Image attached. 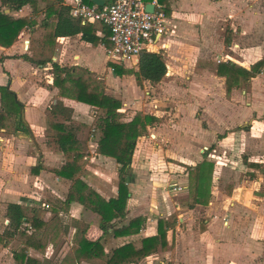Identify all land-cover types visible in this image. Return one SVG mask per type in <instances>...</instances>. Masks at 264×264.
<instances>
[{
  "label": "crops",
  "instance_id": "crops-1",
  "mask_svg": "<svg viewBox=\"0 0 264 264\" xmlns=\"http://www.w3.org/2000/svg\"><path fill=\"white\" fill-rule=\"evenodd\" d=\"M112 1L106 0L107 5ZM257 1L167 0L174 32L147 50L162 54L165 76L138 84L133 73L115 74L110 62L138 70L140 55L114 61L100 22L90 21L97 44L82 33L50 36L61 14L85 24L73 15L72 0H29L21 7L0 0V12L30 21L11 45L0 44V87L20 103L0 89V264H25L28 257L38 264H101L76 258L80 236L101 242L111 256L126 243L141 249L144 238L158 235L159 218L176 219L165 246L127 264H264V71L228 92L225 76L213 66L224 60L250 68L264 57V41L250 43L264 18V6ZM226 15L231 28H224ZM227 31L232 32L229 44ZM229 45L238 47L239 55L225 54ZM54 63L74 75L99 79L105 94L121 100L122 119L130 120L136 112L159 118L137 141L124 214L106 230L102 215L70 199V193L117 197L119 158L128 154L99 144L101 108L61 95L54 84ZM240 90L249 94L247 102ZM253 117L248 129L246 121ZM57 123L74 133L84 155L75 178L55 171L66 163ZM259 126L263 129L257 132ZM204 159L214 169L208 202L201 204L190 194L188 167ZM9 203L29 209L19 227L7 216ZM136 217L143 218L138 231L123 232ZM32 233L34 244L27 246L26 234Z\"/></svg>",
  "mask_w": 264,
  "mask_h": 264
},
{
  "label": "trees",
  "instance_id": "trees-1",
  "mask_svg": "<svg viewBox=\"0 0 264 264\" xmlns=\"http://www.w3.org/2000/svg\"><path fill=\"white\" fill-rule=\"evenodd\" d=\"M29 0H2L4 4L14 3L17 7H21ZM163 3L168 13L169 7L167 0H158ZM107 5V3H106ZM103 7V6H102ZM82 21V20H81ZM30 22L24 18H14L3 12H0V44L4 46L11 45L19 36L22 29ZM102 24V23H101ZM104 36L102 40L109 44L110 28L103 24ZM95 28L90 21L75 22L70 17L62 14L59 17L55 29L50 36L55 39L59 35H72L82 33V37L92 43H98V38L92 33ZM231 31H227L226 43H230ZM26 58H30L25 55ZM31 59V58H30ZM45 63V61H42ZM113 71L117 75L133 73L136 76L138 84H142L143 80L156 83L165 76L167 67L161 53L144 50L139 57V69H126L121 64L110 62ZM217 74L225 76L226 88L231 92L234 87H244L249 83L252 77L264 71V57L252 63L250 68H246L233 61L220 60L213 62ZM67 67H61L59 64H53L54 84L59 87L61 95L69 96L79 101L86 102L90 105L100 107L102 115L98 117L96 126L100 132L98 139L99 144L115 147L128 154L127 158H119L121 167L119 169V189L118 196L111 197L109 200L104 199L98 192L90 191L87 195L76 192L70 193V199H78L86 206L98 211L102 215V229L106 230L112 225V220L124 214L126 201L129 197V189L127 182L130 180L131 156L136 147L140 136L148 133V127L158 122L159 118L152 114H143L136 112L130 120L122 119V113L119 109L122 107L120 99L104 93L102 82L94 77L85 75H74ZM71 85H68V82ZM3 93L11 95L14 104L20 105L16 100L13 92L7 87H0ZM55 129L59 137V143L66 156V163L55 171L62 176L75 178L82 167L84 155L78 145V139L74 133L63 127V124L57 123ZM190 178V194H192L195 203L206 204L210 196V187L212 182V173L214 163L204 159L194 167H188ZM29 215V209L18 203H9L7 206V216L10 222L19 227ZM143 218H133L129 225L123 229V232L132 233L138 231L135 229L141 224ZM176 224V219L158 220V235L146 237L143 239L141 249H136L132 243H126L114 249L111 256L104 253V247L99 241H90L79 237V246L76 248V258L96 259L101 264H127L130 262H138L145 255L156 251L159 244L165 246L166 233L169 227ZM29 229V228H25ZM27 246L34 244L35 235L26 234ZM27 246L25 250H27ZM25 264H38V261L30 257L27 258Z\"/></svg>",
  "mask_w": 264,
  "mask_h": 264
},
{
  "label": "built area",
  "instance_id": "built-area-1",
  "mask_svg": "<svg viewBox=\"0 0 264 264\" xmlns=\"http://www.w3.org/2000/svg\"><path fill=\"white\" fill-rule=\"evenodd\" d=\"M147 3L145 0H113L102 7L90 0H72V13L83 22L108 25L112 45L107 54L116 62H124L149 50L160 37L174 32L172 16L164 6L154 1V10L148 11ZM91 115L95 113L91 112Z\"/></svg>",
  "mask_w": 264,
  "mask_h": 264
},
{
  "label": "rangeland",
  "instance_id": "rangeland-1",
  "mask_svg": "<svg viewBox=\"0 0 264 264\" xmlns=\"http://www.w3.org/2000/svg\"><path fill=\"white\" fill-rule=\"evenodd\" d=\"M257 3H258V6H260V8H262L264 6V0H258ZM225 18L226 19L224 21V28H231V18L228 17L227 15H226ZM238 22H239V20H238ZM262 25H264V18L261 19V24L259 25V26H261V28L259 30L256 29L254 35L251 36L250 43L252 42L253 45H257V44H259V43L264 41V29H262L263 28ZM240 27H239V29H240ZM233 48H234L233 45L232 46H230V45L226 46L225 50H224V53L225 54L234 55V56L239 55L238 47L237 48L235 47L236 49H233ZM219 55H222V54H219ZM185 82H186V79L184 81L180 80V81H178L177 85L179 87H182L185 84ZM117 84H118V82L115 81L114 84H113V88H114V90H116L118 92L120 90V87ZM145 85L146 84H143L142 89L145 88ZM263 86H264V83L261 82L260 83V88H262ZM260 88L258 87L259 90H260ZM240 93L244 97V101L247 102L249 100L248 99L249 94L243 92V90H240ZM144 96H145V94H144ZM66 114H68V113H66ZM253 119H254V117L250 121H246L247 122L246 124H248V129H250L251 126L254 124V120ZM261 119L263 120V118H261ZM258 120H259V118H258ZM259 121H261V120H259ZM262 122H263V126H264V121H262ZM243 129H244V131L247 130L246 128H243ZM262 129L263 128L262 127L260 128V126H259V128H257V132L261 131ZM86 130L87 129H85V132L83 131V135H86ZM253 131H255V129H253Z\"/></svg>",
  "mask_w": 264,
  "mask_h": 264
},
{
  "label": "water",
  "instance_id": "water-1",
  "mask_svg": "<svg viewBox=\"0 0 264 264\" xmlns=\"http://www.w3.org/2000/svg\"><path fill=\"white\" fill-rule=\"evenodd\" d=\"M90 1H92V2H94V3H97L98 5H100V6H103V5H105V3H106V0H90ZM154 4L153 3H147L146 4V9L148 10V11H153L154 10Z\"/></svg>",
  "mask_w": 264,
  "mask_h": 264
}]
</instances>
